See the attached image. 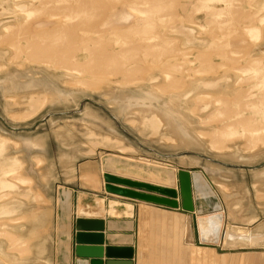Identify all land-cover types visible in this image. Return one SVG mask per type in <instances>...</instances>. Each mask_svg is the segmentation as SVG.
<instances>
[{"label": "rangeland", "instance_id": "obj_1", "mask_svg": "<svg viewBox=\"0 0 264 264\" xmlns=\"http://www.w3.org/2000/svg\"><path fill=\"white\" fill-rule=\"evenodd\" d=\"M153 160L215 193L206 244L264 252V0H0V264H54L65 192Z\"/></svg>", "mask_w": 264, "mask_h": 264}, {"label": "crops", "instance_id": "obj_2", "mask_svg": "<svg viewBox=\"0 0 264 264\" xmlns=\"http://www.w3.org/2000/svg\"><path fill=\"white\" fill-rule=\"evenodd\" d=\"M86 174L90 187L97 188L93 173ZM63 196L68 200L66 194ZM194 200L195 211H186L181 206L171 208L93 188H73L69 206L60 209L54 264H91V258L75 255L78 218L94 224L91 231L85 232L102 235L93 237L92 244L86 246H103L104 264L107 248L122 255L133 250V264H264V252L230 254L202 241L197 224L206 212L198 211L199 204ZM101 239L103 245L97 243ZM221 242L228 245L224 235Z\"/></svg>", "mask_w": 264, "mask_h": 264}, {"label": "water", "instance_id": "obj_3", "mask_svg": "<svg viewBox=\"0 0 264 264\" xmlns=\"http://www.w3.org/2000/svg\"><path fill=\"white\" fill-rule=\"evenodd\" d=\"M177 179L179 189L144 180L120 176L111 172L104 173L105 189L109 193L155 203L158 205L168 206L171 208H178L181 206L183 210L195 211L194 198L197 199V194L195 195L194 193L192 172L185 168H179L177 170ZM178 199H180V201ZM211 211V209H208L206 211L203 210L200 212L208 213ZM93 225V223L88 222L83 218H78L76 220V231L74 235L76 243L75 255L78 258H91V264H104L102 258L104 256L103 253L105 252L103 250L105 249L102 248L103 246H98L99 248L86 246L92 244L90 240L93 237L102 236L94 235L93 232H85L91 231L93 229ZM200 235L201 240L204 242H218L212 240H203L201 232ZM97 243L103 245L104 240L101 239ZM106 253L108 256L105 262L106 264H133V250H130L128 254L122 255V252H111V249L107 248Z\"/></svg>", "mask_w": 264, "mask_h": 264}, {"label": "bare ground", "instance_id": "obj_4", "mask_svg": "<svg viewBox=\"0 0 264 264\" xmlns=\"http://www.w3.org/2000/svg\"><path fill=\"white\" fill-rule=\"evenodd\" d=\"M102 154L103 153H101V155ZM127 158H129V157H127ZM146 162L148 164H151L148 161H146ZM159 162L156 160H153L152 163L154 166H151V165L145 166L144 164L141 165L139 163H131L130 161H127V165L125 167V170H127V173L131 176L130 178H134V179H138V180H144V181L152 182L155 184L170 187L174 183V175L170 170L158 169L157 166L160 165ZM114 165H115L114 160H108V162L105 163L104 168L102 167V169L103 170H105V168L106 169H114L115 168ZM160 166L162 167V165H160ZM134 168H137L138 171H136ZM103 170H102V172L104 173ZM192 176H193L194 193H195V195L197 194V203L199 204L198 210L199 211H203V210L206 211L208 209L212 210L211 212H208V213H205L204 215H201L198 219L197 226H198L200 232L202 233V239L203 240L219 241L220 236H221V232H222V226L225 222L224 221V214L222 211V206H221L220 202L217 200L215 193L210 188L209 184L206 182V179L204 178V176L200 172H192ZM103 183L105 184L104 180H103ZM65 194L68 197V200L65 199L64 201H62V204L60 207V208H64V209L67 206H69V204H70L69 198L71 195V191L67 190L65 192ZM165 223H166V221H165ZM223 235H224V239L226 237H228L226 225H225L224 231L222 232L221 240H222ZM232 239H230V240H232ZM261 239H264V237H262ZM243 241L247 242V240H242L241 242H243ZM254 241H255V243L258 242L257 239H255Z\"/></svg>", "mask_w": 264, "mask_h": 264}]
</instances>
